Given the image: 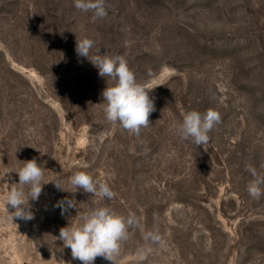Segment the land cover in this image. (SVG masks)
Segmentation results:
<instances>
[{
	"label": "rangeland",
	"instance_id": "1",
	"mask_svg": "<svg viewBox=\"0 0 264 264\" xmlns=\"http://www.w3.org/2000/svg\"><path fill=\"white\" fill-rule=\"evenodd\" d=\"M107 5L93 21L74 0H0V264H81L57 237L99 206L139 218L116 264H264V195L247 191L248 166L264 173V0ZM83 38L123 56L150 90L155 111L138 136L106 119L113 82L77 56ZM209 109L221 115L210 142L182 140L184 114ZM33 158L49 183L29 201L34 219L12 221L4 198ZM77 171L115 196L76 191Z\"/></svg>",
	"mask_w": 264,
	"mask_h": 264
},
{
	"label": "clouds",
	"instance_id": "2",
	"mask_svg": "<svg viewBox=\"0 0 264 264\" xmlns=\"http://www.w3.org/2000/svg\"><path fill=\"white\" fill-rule=\"evenodd\" d=\"M74 6L82 12H91L93 21L108 15L107 0H74ZM94 47L95 42L90 38L77 39V56L86 58L98 69L100 77L113 82L111 86L107 83L101 94L106 119L138 136L142 128L151 124L149 117L155 111L154 101L149 96L150 90L137 82L135 73L123 56L109 55L107 51L102 54L101 49H95L93 53ZM220 122L221 115L213 109L204 113L192 110L184 114L175 131L182 140H190L196 147H204L210 142L209 133ZM44 168L33 158L24 161L23 167L16 171L19 182L10 185L4 198V207L9 214L7 219H34L29 201H37L43 186L49 183L44 180ZM247 170L252 177L247 185L248 194L259 199L264 195V173H258L251 165ZM68 182L76 191L82 189L92 196L107 200L115 196L107 183L94 179L84 171L75 172ZM53 183L58 190L65 191L60 182ZM56 206L61 209L62 215L75 208L70 199L59 201ZM9 208L14 211H9ZM139 223V218L133 212L124 216L108 206H99L82 214L79 224L62 227L57 238L62 241L64 248L71 250L72 259L81 264H95L97 257L116 264L121 242L127 240L129 229L138 227ZM144 238L153 243H163L161 236L152 231L145 233Z\"/></svg>",
	"mask_w": 264,
	"mask_h": 264
}]
</instances>
